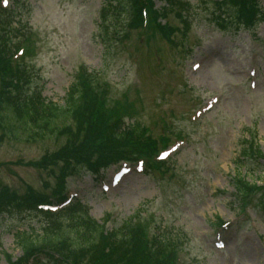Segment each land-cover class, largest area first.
Wrapping results in <instances>:
<instances>
[{
    "label": "rangeland",
    "instance_id": "obj_1",
    "mask_svg": "<svg viewBox=\"0 0 264 264\" xmlns=\"http://www.w3.org/2000/svg\"><path fill=\"white\" fill-rule=\"evenodd\" d=\"M106 1L9 0L15 11L12 44L21 40L22 64L30 66L34 77L27 92H40L64 106L75 81L93 73L95 91H108L91 93L121 111L125 123L141 124L152 139L169 136L174 141L182 132L189 140L165 161L168 168L133 173L115 192L103 195L100 180L87 175L69 182L71 193L100 224L112 215L109 231L137 213L142 220L153 219L177 242L174 264H264V160L250 170L236 169L249 133L257 132L256 145L264 153V17L254 30L238 24L226 30V24L213 22L211 0H182L185 8L174 9L162 22L177 29L171 33L154 24L139 28L130 7L111 10L104 21ZM256 1L264 15V0ZM156 4L162 9L165 2ZM183 11L186 23L179 17ZM5 27L0 26L3 34ZM196 64L202 72L194 71ZM207 105L214 109L199 116ZM62 142L55 137L16 141L0 131V186L20 195L30 188L44 192L46 182L53 186L54 175L38 162ZM114 171L107 173L108 186ZM240 176L260 189L250 198L248 214L235 196ZM15 213L0 218V264L24 259L17 233L34 230L42 237L46 226L38 215ZM219 222L227 226L222 229ZM66 229L63 233L70 235ZM248 243L256 249L253 258L245 252Z\"/></svg>",
    "mask_w": 264,
    "mask_h": 264
},
{
    "label": "trees",
    "instance_id": "obj_2",
    "mask_svg": "<svg viewBox=\"0 0 264 264\" xmlns=\"http://www.w3.org/2000/svg\"><path fill=\"white\" fill-rule=\"evenodd\" d=\"M107 0L102 9V19L113 10L130 7H146L152 0ZM182 0H166L162 10L164 17H169L176 8H185ZM210 2V1H208ZM213 19L218 24H238L244 26L254 24L260 16L254 0H211ZM120 10V11H121ZM183 22L186 12L180 15ZM156 24V21L154 22ZM158 23V22H157ZM241 23V24H239ZM247 23V24H246ZM1 24V23H0ZM141 25V22L139 23ZM161 25V24H160ZM158 26L162 32H173V27ZM170 36V35H169ZM10 35L0 32V131L7 136L9 132L17 141L23 138L27 142L36 143L47 137H55L63 141L58 150L48 153L38 162L39 168L52 173L55 184L48 182L44 192L29 189L20 195L8 188L0 189V213L16 209V211H39L42 205L62 203L67 198L69 179L87 172L100 176L103 171L123 161H133L140 157L151 158L159 149V143L147 142L145 146L136 142L144 141L145 127L136 122L125 124L121 111L109 107L108 100L100 103L91 92L106 95V89L95 91L96 75H83L75 81L64 106L44 99L40 92H27L34 77L31 68L25 64H14L10 59ZM7 67H10L7 69ZM109 89V85H104ZM107 99V98H105ZM260 148L256 150L245 141L241 147L240 167L246 166L244 161H257L262 155ZM239 167V168H240ZM160 166L151 162L150 169L159 171ZM59 171V172H58ZM253 185L245 183L239 177L236 180V192L240 196H249ZM141 213L135 214L114 233L108 234L104 224H100L89 215L87 208L76 203L65 209L54 221L45 214L46 226L42 237L33 231L17 233L15 241L25 256L38 254L43 250H61L60 260L46 264H168L174 260L177 242L169 235L154 238L159 241V249L148 253L147 248L139 249L135 242L141 244L139 230H148L149 223L134 226V220ZM70 235H65L64 227ZM58 230V231H55ZM11 262L12 257H6Z\"/></svg>",
    "mask_w": 264,
    "mask_h": 264
},
{
    "label": "bare ground",
    "instance_id": "obj_3",
    "mask_svg": "<svg viewBox=\"0 0 264 264\" xmlns=\"http://www.w3.org/2000/svg\"><path fill=\"white\" fill-rule=\"evenodd\" d=\"M248 244H249V246H247V249H246L247 251H245V252L248 254L249 257L253 258V255H257V252L255 251L256 249H254V245L253 244H251V243H248ZM250 244H251V246H250ZM248 262H250V260ZM251 262H252V260H251Z\"/></svg>",
    "mask_w": 264,
    "mask_h": 264
}]
</instances>
